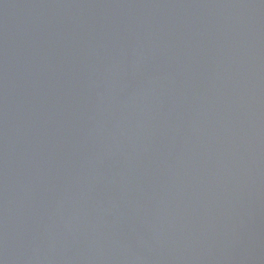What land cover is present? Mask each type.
Instances as JSON below:
<instances>
[{
  "label": "water",
  "instance_id": "1",
  "mask_svg": "<svg viewBox=\"0 0 264 264\" xmlns=\"http://www.w3.org/2000/svg\"><path fill=\"white\" fill-rule=\"evenodd\" d=\"M0 264H264V0H0Z\"/></svg>",
  "mask_w": 264,
  "mask_h": 264
}]
</instances>
